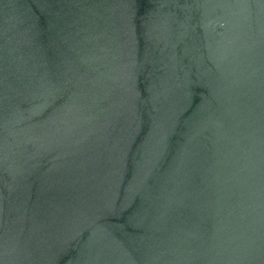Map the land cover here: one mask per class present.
Listing matches in <instances>:
<instances>
[{
    "label": "water",
    "instance_id": "obj_1",
    "mask_svg": "<svg viewBox=\"0 0 264 264\" xmlns=\"http://www.w3.org/2000/svg\"><path fill=\"white\" fill-rule=\"evenodd\" d=\"M0 264H264V0H0Z\"/></svg>",
    "mask_w": 264,
    "mask_h": 264
}]
</instances>
